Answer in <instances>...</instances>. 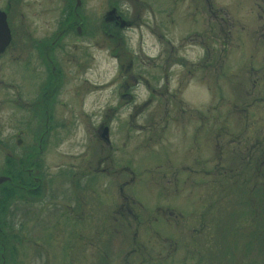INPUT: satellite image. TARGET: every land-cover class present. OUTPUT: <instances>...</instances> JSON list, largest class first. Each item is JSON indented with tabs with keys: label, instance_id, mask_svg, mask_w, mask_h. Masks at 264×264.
Returning <instances> with one entry per match:
<instances>
[{
	"label": "rangeland",
	"instance_id": "1",
	"mask_svg": "<svg viewBox=\"0 0 264 264\" xmlns=\"http://www.w3.org/2000/svg\"><path fill=\"white\" fill-rule=\"evenodd\" d=\"M139 1L152 8L166 1L170 12L137 9L138 19L115 38L104 32L105 11L117 7L130 13L133 0H82L84 32H68L58 40L54 57L60 77L53 85L55 103L39 150L46 192L34 202H11L10 228L5 229L9 248L0 245V264H103L107 259L118 264L134 231L136 239H148L154 255L169 250L177 258L182 240L191 248L199 239L204 264L232 251L260 264V248H247L253 232L244 223L246 198L257 203V190L250 196L244 191L248 182L223 189L224 177L211 181L215 165L221 174H229V160L234 162L230 168L241 169L242 159H249L246 148L258 147L256 141L264 152V31L255 17L259 0ZM67 5V0H26L20 7L24 17L10 19V27L30 32V38H23L29 48L34 39L57 34L56 15ZM8 70L0 76V98L11 99V134L25 127L24 145L33 143L36 150L44 122L29 106L46 96L43 84L33 83L31 68L24 69V85L13 63ZM36 71L41 79L43 67ZM103 126L107 133L101 138ZM258 149L250 158L255 164ZM86 182L94 191L81 190ZM74 192L106 202L101 220V211L89 214L86 230L72 213L78 203ZM120 195L134 200L131 208L138 214L127 226L119 223ZM94 200L91 209L98 204ZM64 202L75 208H64ZM233 224L242 229L231 234L234 245L229 248Z\"/></svg>",
	"mask_w": 264,
	"mask_h": 264
},
{
	"label": "flooded vegetation",
	"instance_id": "2",
	"mask_svg": "<svg viewBox=\"0 0 264 264\" xmlns=\"http://www.w3.org/2000/svg\"><path fill=\"white\" fill-rule=\"evenodd\" d=\"M25 1L26 0H0V11L5 15L6 25L9 29V40L7 41L4 48L0 51V76H7V74L10 73L8 69L10 68L11 63H13V69L18 75L16 77L18 78L17 81H20L24 85V83H26L22 81L24 69L25 67L31 68L34 74L33 83H36V81H39V83L41 82L44 87L42 93L46 96L36 97L35 99H33L29 106V110L34 109V114H36V118L37 116L39 117V120H41L43 117L44 127L41 132L40 130L37 131L36 150H38V154H35L36 150H34L35 146L33 143H31L30 145L25 143L24 145L23 139L26 135L25 127H19L13 134H11V99L10 97L0 98V110H6V112L4 111L6 115H3L2 120H0V237L2 238L0 239V245L2 247V250L6 248V245L8 243H6V241L9 239V232L5 229L10 228L9 211L11 202L16 198L20 201L22 200V203L23 201L24 203L34 202L37 200V198L44 197L43 194L44 192H46L47 182L45 180V175L41 166L42 163L41 161H39V150L42 149L43 137L48 132L47 123L51 119L49 116L51 115V113H49L51 105L53 106L55 103V97H53V85L56 82L57 78L60 77L59 71L58 69H56L57 65L55 63L54 57L55 49L57 48L56 44L58 40L68 32L78 34L82 31L84 32L86 21L85 16L87 14L85 8H83L84 4H81L82 0H67V8H65L63 13L56 15L59 17L57 19V22L59 23L57 24V26L61 27L57 34L52 33L50 36H40L37 39H34L31 42V46L27 48L23 45V38H30V32H27L25 30L22 31L19 29L16 30L10 27V19H21L24 17L23 12H21L20 10V7L25 5ZM133 4L134 5L132 6L130 13L124 12L117 7L111 8L110 10H108V12L105 11L104 18L108 21L106 24L107 28L106 26L104 28L105 34H108L109 36H115V38H117V35H119L120 31L123 28H126V26L128 27V25L133 24V19H138L139 12L137 11V9L148 8V11L151 10L152 12H154L159 8L158 10L162 9L166 14L170 12H167V9H165L167 7L166 1H164L163 3L155 4V8H152V6H149L147 3L144 4L139 0H133ZM255 9L257 11L255 13V17L260 20L261 27L264 31V0H259L258 3L255 4ZM62 10L63 8L61 9V11ZM10 15L12 16L10 17ZM38 65H41L43 67L44 76L41 77V79L39 78V74L36 71V67ZM10 85H12V83H8L7 86ZM17 99L19 100V97H17ZM13 103H15V101H13ZM26 105L27 104L25 103V106ZM104 127L106 126H103L102 130ZM12 136L14 138V146H11ZM104 141L107 142V138H104ZM14 150H18V152H14ZM261 151L262 148H260V153ZM242 162L243 167L241 169H237L234 165H232L231 168L228 167L230 170H239V172L228 174L226 176V186L231 189V187L235 186V183L237 181H241L239 183L242 184L241 186H244L243 184L245 182H248V185H246L247 189H244V191H249L250 196L257 190V194L259 197L257 203L256 201H253V199L246 198L247 202L249 201V204L248 209L246 210L244 223L247 224V227L245 229L248 231L251 230V233L253 232L251 240H249L250 238L248 239L247 248L248 246L259 247L262 258L260 256L259 260L256 262L264 264V152L262 151L261 158L258 163V175L256 173H254L252 176L250 175L251 168L250 166L247 168L248 164L251 163L250 158H244L242 159ZM230 165L231 164H229L228 166ZM215 166L217 169L215 172H218L219 168L217 165ZM241 172L242 174H244L242 180L240 178ZM218 173H215L211 180L212 182H214V177L216 175H219ZM216 177L218 178V176ZM216 181L218 182V179ZM222 187L224 189L225 186ZM119 188L121 190V186H119ZM81 190H83L84 193L87 190L91 192L94 191V187L89 182H86V185L83 186ZM74 193L75 194L72 197L78 203L76 204V211H73L72 213L76 214V216L78 217V219L75 218V220H77V222H81L79 223L81 226V230H86L90 226L89 214L92 212L98 213L101 211V220L103 215L101 209L106 205V202L102 199L101 196L97 198L95 195H93L92 197L95 199L94 204H98L96 207H94V209H91L90 200L92 199V197L89 196V198L86 199L89 194L79 195L76 192ZM120 196L121 200L117 208V213L119 214L120 221L119 223L121 226H127L130 224V222H128L129 219L138 220V214H136L131 208V204L134 202V200L126 195ZM84 201H88L89 205L82 206V202ZM63 207H68L69 210H72L73 208H75V205H70L64 202ZM80 219H86L87 222H83L84 220ZM99 223L102 225V222L99 221ZM234 225L235 224H233V229H230V235L227 238V244L229 248L234 245L230 238L231 234H233L237 229H242L236 226L234 227ZM134 229L137 228L134 227ZM192 230L195 231L196 229L193 227ZM256 234L258 236L257 239ZM135 237L136 232L134 231L131 238V247H129L125 251V253H123L124 255L120 256L121 259L120 261H118V264H154L155 262L156 264H175V262H178L179 264H204L203 262L205 260L198 252L202 248L199 239H196L194 244L195 247L191 246V248L188 245L189 243H186L182 240L180 246L182 247L183 252L181 251V254L178 255L177 258H174L176 256L174 254H171L169 250L166 251L164 256L152 254L150 252L152 249V244L149 243L148 239H136ZM75 238L77 237L75 236ZM80 239L83 243H85L82 237H80ZM88 242V244H90L89 240ZM173 249H175V244L173 246ZM188 251H191V253H186ZM248 251L251 252L249 249ZM233 254L234 252L232 251L226 257H223L222 259L224 262H221L222 259L219 261L220 257L214 260L213 255L211 263L252 264L253 262V259L251 260L248 255L235 257ZM107 260L103 264H108L106 263Z\"/></svg>",
	"mask_w": 264,
	"mask_h": 264
},
{
	"label": "trees",
	"instance_id": "3",
	"mask_svg": "<svg viewBox=\"0 0 264 264\" xmlns=\"http://www.w3.org/2000/svg\"><path fill=\"white\" fill-rule=\"evenodd\" d=\"M44 91H45V90H44ZM256 142H257L256 144H257L258 147H255L254 144H251V145L247 148V151H248V153H249V154H248V158H252V153H253V151H254V148H255V149H258V148H259L258 150H260V141H256ZM258 153H259V151H258ZM253 158H254V157H253ZM260 158H261V153H259V155H258V157H257L258 161L260 160ZM251 160H252V159H251ZM227 163H228V165H229V164L234 163V162H232V161L229 160V161H227ZM251 164L254 165V169H255L256 167H258V164H255V163H252V162H251ZM229 167H230V166H229ZM248 167H249V166H247V168H248ZM250 168L253 169L252 167H250ZM254 169H253V172L257 174V173H258V168H257L256 170H254ZM220 171H223V170L220 169V170L218 171L219 173H218V172H215V173H218V174H219V175H216V176H218V178L224 177V178H223V180H225V185H224V186L226 187V184H227V177H226V176H223V175H228V173H227V174H221ZM226 171L229 172V174H233V173H237V172H239V170L235 171V170H230L229 168H227ZM215 173H214V175H215ZM219 176H220V177H219ZM221 180H222V179H221ZM225 187H224V188H225ZM257 189H258V187H257ZM10 237H11V234H10ZM12 238H13V237H12ZM0 239H2V238L0 237ZM6 248L8 249L9 247H6Z\"/></svg>",
	"mask_w": 264,
	"mask_h": 264
},
{
	"label": "water",
	"instance_id": "4",
	"mask_svg": "<svg viewBox=\"0 0 264 264\" xmlns=\"http://www.w3.org/2000/svg\"><path fill=\"white\" fill-rule=\"evenodd\" d=\"M8 40H9V29L6 25L5 15L0 11V51L4 48ZM106 133H107V129L106 127H104L101 132V136L104 137Z\"/></svg>",
	"mask_w": 264,
	"mask_h": 264
}]
</instances>
